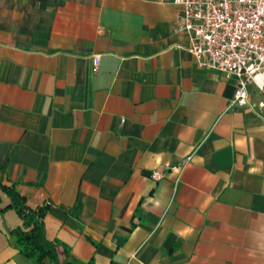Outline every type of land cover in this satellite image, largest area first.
Masks as SVG:
<instances>
[{
  "label": "crops",
  "instance_id": "0c3cea01",
  "mask_svg": "<svg viewBox=\"0 0 264 264\" xmlns=\"http://www.w3.org/2000/svg\"><path fill=\"white\" fill-rule=\"evenodd\" d=\"M177 11L0 0V177L49 202L61 259L67 247L95 264H264V106L231 103L236 78L197 64ZM10 204L0 188V264H40Z\"/></svg>",
  "mask_w": 264,
  "mask_h": 264
},
{
  "label": "built area",
  "instance_id": "2783aa9c",
  "mask_svg": "<svg viewBox=\"0 0 264 264\" xmlns=\"http://www.w3.org/2000/svg\"><path fill=\"white\" fill-rule=\"evenodd\" d=\"M178 6L176 28L189 33L197 64L236 78L234 105L264 106L250 100L249 86L264 90V0H171ZM100 54L93 59L99 67ZM123 120V119H122ZM191 155L175 166L182 172ZM164 172L154 170L159 180Z\"/></svg>",
  "mask_w": 264,
  "mask_h": 264
},
{
  "label": "trees",
  "instance_id": "16d2710c",
  "mask_svg": "<svg viewBox=\"0 0 264 264\" xmlns=\"http://www.w3.org/2000/svg\"><path fill=\"white\" fill-rule=\"evenodd\" d=\"M0 188L11 198L10 207L14 208L21 216L22 225L16 227L12 234L21 245L23 253L43 264L49 260L52 264H95L93 258L81 262L73 258L70 250L65 247V259L58 254L57 240L49 239L46 233L45 215L50 206L49 202L33 206L28 204L27 198L21 193L17 183L8 182L0 177Z\"/></svg>",
  "mask_w": 264,
  "mask_h": 264
}]
</instances>
